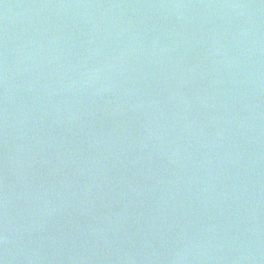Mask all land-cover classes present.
<instances>
[{"label":"water","instance_id":"obj_1","mask_svg":"<svg viewBox=\"0 0 264 264\" xmlns=\"http://www.w3.org/2000/svg\"><path fill=\"white\" fill-rule=\"evenodd\" d=\"M0 264H264V0H0Z\"/></svg>","mask_w":264,"mask_h":264}]
</instances>
